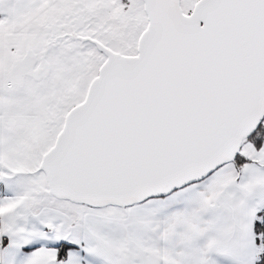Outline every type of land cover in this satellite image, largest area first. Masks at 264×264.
I'll return each instance as SVG.
<instances>
[{
  "label": "snow or ice",
  "instance_id": "1",
  "mask_svg": "<svg viewBox=\"0 0 264 264\" xmlns=\"http://www.w3.org/2000/svg\"><path fill=\"white\" fill-rule=\"evenodd\" d=\"M0 264H264V0H0Z\"/></svg>",
  "mask_w": 264,
  "mask_h": 264
}]
</instances>
